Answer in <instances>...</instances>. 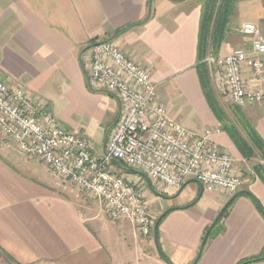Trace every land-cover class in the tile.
Returning a JSON list of instances; mask_svg holds the SVG:
<instances>
[{
	"label": "crops",
	"instance_id": "0c3cea01",
	"mask_svg": "<svg viewBox=\"0 0 264 264\" xmlns=\"http://www.w3.org/2000/svg\"><path fill=\"white\" fill-rule=\"evenodd\" d=\"M206 2L0 0V79L45 99L63 126L89 138L91 154L101 159L122 104L88 86L87 67L90 46L110 39L150 70L159 101L174 120L197 132L220 128L197 70ZM246 22L264 28V0H235L219 54L250 47L241 32ZM129 25L134 26L120 32ZM244 75L251 86L264 89V80L249 69ZM242 110L264 139V103ZM213 139L237 162L253 166L239 190L243 194L202 252L207 229L232 196L193 181L164 195L140 175L148 203L155 202V207L149 203L152 216L157 221L167 212L157 235L170 264H240L264 254V181L253 169L257 161L246 160L225 131ZM77 189L41 161L23 159L14 144L0 145V252L11 264H169L157 252L154 231L145 237L129 220L111 219L104 206L94 207ZM248 264H264V259Z\"/></svg>",
	"mask_w": 264,
	"mask_h": 264
},
{
	"label": "built area",
	"instance_id": "2783aa9c",
	"mask_svg": "<svg viewBox=\"0 0 264 264\" xmlns=\"http://www.w3.org/2000/svg\"><path fill=\"white\" fill-rule=\"evenodd\" d=\"M241 32L249 48L226 54L209 52L204 61L219 94L237 107L264 103V89L253 87L244 73L264 80V28L246 22ZM88 86L115 95L122 112L112 126L105 154H91L92 143L83 133L63 126L48 102L28 95L17 85L0 79V134L14 144L25 160L37 159L51 172L100 201L113 220H129L136 230L151 236L155 219L147 200L143 177H128L109 170L121 165L142 171L155 189L171 195L188 179L204 190L229 196L246 182L242 167L213 139L221 128L193 131L174 120L159 101L149 69L129 57L114 40L90 46ZM9 142V143H8Z\"/></svg>",
	"mask_w": 264,
	"mask_h": 264
},
{
	"label": "trees",
	"instance_id": "16d2710c",
	"mask_svg": "<svg viewBox=\"0 0 264 264\" xmlns=\"http://www.w3.org/2000/svg\"><path fill=\"white\" fill-rule=\"evenodd\" d=\"M234 12L235 0H207L201 22L199 62L197 65V70L204 89V93L213 112L220 122L221 130L225 131L231 137L234 144L246 160L254 159L257 161L253 169L264 181V163H262L264 162V139L260 136L255 125L246 116L242 108L232 105L230 107V112L232 115H230V113L224 108L220 99L212 88L209 68L204 61L209 49H212L214 54H219V49L226 39L229 30V24ZM132 26L134 25H129L120 30V32H124ZM122 166V168H125V165ZM236 198L237 197H235L221 213L215 226L210 231L205 241L204 247L207 245L210 237L214 235L215 229L222 218L226 215L227 211ZM166 214L167 212L161 216L160 222L163 220ZM158 233L159 229H157V234ZM164 257L166 258L165 255ZM263 259L264 254L253 259L245 260L240 264H248Z\"/></svg>",
	"mask_w": 264,
	"mask_h": 264
},
{
	"label": "rangeland",
	"instance_id": "374dc122",
	"mask_svg": "<svg viewBox=\"0 0 264 264\" xmlns=\"http://www.w3.org/2000/svg\"><path fill=\"white\" fill-rule=\"evenodd\" d=\"M221 102H222V105L224 106V108L230 113V115H232L231 114V112H230V107L232 106L227 100H226V98H224V97H222V99H221ZM7 140L6 139H4V137L0 134V145L2 146V147H7V146H4V142H6ZM9 143V142H8ZM10 144V143H9ZM241 165V167H242V170H243V172H244V174L246 175V173H248V169H249V167L251 168V166H253V165H251V164H248V165H244V164H240ZM250 165V166H249ZM108 168H109V170L110 171H113V173H117V172H119L117 169H116V166H114V165H112L111 163L108 165ZM123 169V170H122ZM121 170H120V174H123V175H128V177H130V178H132V177H137V176H140V175H137V174H134V173H131V172H129V171H127L126 169H124V168H122ZM51 171V170H50ZM59 178V177H58ZM76 189V188H75ZM151 189V188H150ZM149 189V190H150ZM78 190V189H77ZM151 190H153V189H151ZM155 190V189H154ZM206 194L207 195H210L209 194V192H206ZM81 197H83V198H86V200L87 201H89V202H91L92 204H94V207H96V208H98V209H102L103 208V205L101 204V202H99V201H95L94 199H91L90 197H86V196H81ZM88 198V199H87ZM91 200H93V201H91ZM149 203H150V206L151 207H155V202L154 201H152L151 199H149ZM103 213H104V211H103ZM155 219V218H154ZM155 221H156V219H155ZM144 236V235H143ZM145 237H149V236H145ZM0 264H11L9 261H8V259L5 257V255L2 253V252H0Z\"/></svg>",
	"mask_w": 264,
	"mask_h": 264
},
{
	"label": "water",
	"instance_id": "95a60500",
	"mask_svg": "<svg viewBox=\"0 0 264 264\" xmlns=\"http://www.w3.org/2000/svg\"><path fill=\"white\" fill-rule=\"evenodd\" d=\"M112 164L122 168V165H121L120 161L117 160V159L112 160ZM124 169H126L127 171H129V172H131V173H134V174H137V175H142V176H145V177H146V175H145L142 171H140V170H137V169H134V168H129V167H125ZM192 181H193V182H197V183H199V184L201 185V187H202V184H201L197 179H192V180H190V181L187 180V181L182 185L181 189H183V188H184L189 182H192ZM148 183H149V185L151 186V183H150L149 181H148ZM202 188H203V187H202ZM181 189H180V190H181ZM241 193H242V191H238V192H236V193L231 197V199L228 201V203L224 206V208L222 209V211H221L220 214L218 215L217 219H216V220L212 223V225L209 227L208 231H207L206 234H205V237H204L203 243H202L201 252H202V249H203V247H204L205 241H206V239H207V237H208L210 231H211V230L213 229V227L215 226V224H216L218 218L220 217L221 213L223 212V210L227 207V205H228V204H229V203H230L235 197H237V196H238L239 194H241ZM160 220H161V217H160L159 219H157V221H156V223H155V227H154L156 249H157V252H158L159 256H160L162 259H164L166 262H168V263L170 264V262L164 257L163 251H162L161 246H160V243H159L158 235H157V229H158V226H159ZM201 252H200V254H201Z\"/></svg>",
	"mask_w": 264,
	"mask_h": 264
}]
</instances>
